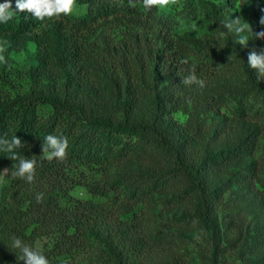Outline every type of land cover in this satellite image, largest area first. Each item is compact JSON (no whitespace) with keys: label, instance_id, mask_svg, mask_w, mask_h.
I'll return each mask as SVG.
<instances>
[{"label":"trees","instance_id":"1","mask_svg":"<svg viewBox=\"0 0 264 264\" xmlns=\"http://www.w3.org/2000/svg\"><path fill=\"white\" fill-rule=\"evenodd\" d=\"M12 3L15 7V0ZM76 3L86 6L83 16L60 15L40 21L30 13L16 12L10 21L0 23L1 32L16 36L21 43L34 42L35 56L29 71L38 91L0 92V135L7 134L9 139L17 135L24 144L16 150L18 154L35 155L37 159L34 183L11 176L4 190L0 264H24L16 259L19 251L10 247L13 237L42 252L50 264H132L141 260L151 244L140 233L143 214L139 210L152 191L169 188V179L162 172L123 173L114 168L132 152L143 158L152 154L153 144L172 158L166 172L189 175L191 185L184 192L197 197L201 224L213 231L215 218L211 213L224 190L220 185L207 192L214 161L202 158L198 128L173 117L160 99L155 100L160 109L149 121L133 118L140 108L139 95L112 79L118 68L126 73L128 66L132 68L131 63L125 64L127 59L150 58L156 79L171 78L197 94L200 83H181L194 64L195 76L204 86L225 88L234 83L240 90L234 96L238 108L250 84L264 108V83L254 70L236 62L239 57L234 48L194 44L168 33L160 36V45H154L139 29L129 32L130 40L126 35L101 46L92 39L95 23L120 14L137 18L145 9L142 1L135 0L134 7L128 0ZM244 71L246 81L241 83ZM215 103L220 104V97ZM40 104L50 106L44 115L38 112ZM49 134L68 138L67 156L62 162L41 157L43 140ZM235 136V144L224 154H244L255 139L239 127ZM9 155L0 151V168L8 164L11 171L15 161L8 159ZM89 165L101 169V181H85L83 167ZM76 185H86L92 195L112 192L121 197L124 209H107L92 198L73 197L69 192ZM37 193L44 194L41 203L36 202ZM186 217L191 220L193 214Z\"/></svg>","mask_w":264,"mask_h":264},{"label":"rangeland","instance_id":"2","mask_svg":"<svg viewBox=\"0 0 264 264\" xmlns=\"http://www.w3.org/2000/svg\"><path fill=\"white\" fill-rule=\"evenodd\" d=\"M85 11V5L76 3L71 16H83ZM143 11L137 18L120 14L98 20L92 39L96 38L103 46L116 43L126 35L130 40L129 32L139 29V33L147 34L148 42L160 45L161 35H180L194 44L230 46L239 57L236 62L246 68H249L248 51L253 47L264 48V40H255L251 31L247 33L249 42L245 48L238 44L234 32L223 27L224 21L239 17L254 32L264 31L260 23L264 18V0H175V3L170 0L165 7ZM34 56L33 41L21 43L16 36L0 31V57L3 58L0 59V92L16 94L21 89L25 93H38L37 81L33 82L29 71ZM125 62L127 66L131 63L132 68L128 66L127 73L118 68L112 79L122 87L130 86L139 95L140 108L133 118L149 121L160 109L155 100L167 103L163 108L171 111L173 117L198 128L202 158L214 161L208 173L207 192L220 185L224 190L211 213L215 218L211 232L203 227L196 213L197 197L184 192L191 185L189 175L184 171L166 172L172 158L155 144L152 154L145 158L132 152L114 169L123 173L162 172L170 184L166 190L152 191L142 203L140 233L147 237L151 248L132 264H264V108L256 89L246 85L245 100L238 108L234 96L240 90L234 83L225 88L216 84L199 85L198 93L193 94L191 87L185 90L171 78L156 79L150 58L131 57ZM245 81L244 71L241 83ZM218 96L220 104L216 105ZM49 109V105L40 104L38 112L44 115ZM238 127L251 132L254 141L244 154H224L235 144ZM5 168L9 173L0 175V203L5 201L4 190L11 178L8 164L0 172ZM83 169L87 183L101 181V169L96 165ZM69 194L80 199L92 198L107 209H124L121 197L112 192L92 195L86 185H76ZM185 214H193V218L188 220ZM196 235L199 240L194 239Z\"/></svg>","mask_w":264,"mask_h":264},{"label":"clouds","instance_id":"3","mask_svg":"<svg viewBox=\"0 0 264 264\" xmlns=\"http://www.w3.org/2000/svg\"><path fill=\"white\" fill-rule=\"evenodd\" d=\"M175 3V0H171ZM129 6H135V0H128ZM170 3V0H142V4L146 9L152 7H165ZM76 8V0H15L13 7L12 0H5L0 3V23H7L13 18L16 12L30 13L35 19L44 21L46 18L51 19L60 15H71ZM260 23L264 25V18ZM223 27L229 32H234L238 37V44L247 48L249 38L247 33L251 31L255 40H264V31L254 32L251 25L242 21L239 17L229 19L223 22ZM0 59H3L0 57ZM184 63H188L185 59ZM247 65L250 69L256 72L257 79L264 81V48H251L247 55ZM195 65L193 64L189 75L183 77L182 82L185 85L192 83H200L195 76ZM24 147L22 140L14 135L11 139L7 138V134L0 135V151L9 153L8 159L15 161L12 165L11 176L25 180L32 184L36 178L37 159L33 155L31 157L20 156L17 149ZM43 159L48 161L56 160L62 162L67 156L68 138L65 136H57L53 134L47 135L41 146ZM9 169L5 168L0 175H8ZM36 202L41 203L44 198L43 193L36 194ZM195 224L196 221H193ZM194 239L199 240V235L194 236ZM11 248L19 251V256H16L17 261H23L24 264H50L48 258L33 246L25 243L18 237H13L10 245ZM61 264L65 262L61 261Z\"/></svg>","mask_w":264,"mask_h":264}]
</instances>
